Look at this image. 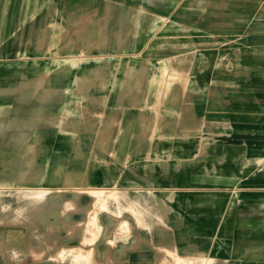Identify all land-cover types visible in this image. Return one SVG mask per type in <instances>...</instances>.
<instances>
[{
	"label": "crops",
	"instance_id": "crops-1",
	"mask_svg": "<svg viewBox=\"0 0 264 264\" xmlns=\"http://www.w3.org/2000/svg\"><path fill=\"white\" fill-rule=\"evenodd\" d=\"M7 13L3 9L0 15ZM262 37L249 45L258 47V57L243 58L250 66L264 65ZM114 90L82 93L94 108L109 96V122L98 114L101 109L94 114L98 119L84 116L96 124L85 128L94 144H118L120 105L134 110L131 94ZM254 94L261 103L264 91ZM71 95L76 94L55 88L0 89V264H264V113L248 109L246 95L214 98L209 101L214 106L231 108L210 112L225 127L249 128L254 134L218 138L222 150L198 153L185 172L177 164L176 174L190 178L158 185L173 187L164 190L120 187L119 171L114 178L111 166L108 173L98 164L66 168V158H89L78 152L66 156L72 142L66 136L76 134L73 143L85 144L87 134L75 133L77 127L65 121L62 109ZM180 111L175 116L182 124Z\"/></svg>",
	"mask_w": 264,
	"mask_h": 264
},
{
	"label": "rangeland",
	"instance_id": "rangeland-1",
	"mask_svg": "<svg viewBox=\"0 0 264 264\" xmlns=\"http://www.w3.org/2000/svg\"><path fill=\"white\" fill-rule=\"evenodd\" d=\"M0 7L8 12L0 15V89L75 93L62 109L75 133L95 127L84 121L85 114L98 119L94 114L101 109L104 123L110 120L109 96L94 108L82 93L118 89L136 102L134 110L120 105L118 144H94L88 132L85 144L73 143L76 134L66 136L72 141L66 156L89 157L66 158L67 169L98 164L108 173L111 166L114 178L119 171L120 187L173 189L158 185L189 180L188 173L176 174L177 164L185 172L198 153L222 150L218 138L254 134L222 125L211 108L222 114L231 107L209 101L246 95L248 109L264 113V94L261 103L254 94L264 91V65L243 60L258 57V47L249 45L264 36V0H0ZM172 98L176 107L169 105ZM181 108L182 124L175 116ZM49 146L61 151L57 144ZM128 151L133 158H127Z\"/></svg>",
	"mask_w": 264,
	"mask_h": 264
}]
</instances>
